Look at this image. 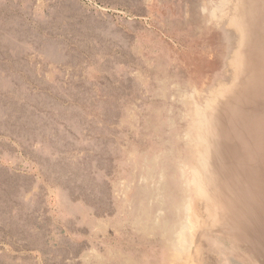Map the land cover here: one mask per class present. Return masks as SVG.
<instances>
[{
    "label": "rangeland",
    "instance_id": "obj_1",
    "mask_svg": "<svg viewBox=\"0 0 264 264\" xmlns=\"http://www.w3.org/2000/svg\"><path fill=\"white\" fill-rule=\"evenodd\" d=\"M197 1L0 0V264H224L189 238L157 256L136 218L157 100L228 78L225 26L204 81L185 73Z\"/></svg>",
    "mask_w": 264,
    "mask_h": 264
},
{
    "label": "bare ground",
    "instance_id": "obj_2",
    "mask_svg": "<svg viewBox=\"0 0 264 264\" xmlns=\"http://www.w3.org/2000/svg\"><path fill=\"white\" fill-rule=\"evenodd\" d=\"M198 1V19L185 23L184 42L195 38L187 46L185 73L204 81L206 66L220 62L215 29L225 26L232 35L228 78L183 99L157 100L170 112L161 108L166 121L149 127L156 144L150 142L147 168L139 160L138 172L146 175L135 196L140 238L168 259L177 246L184 251L189 238L199 258L209 248L224 264H264V0ZM157 178L153 188L146 186Z\"/></svg>",
    "mask_w": 264,
    "mask_h": 264
}]
</instances>
